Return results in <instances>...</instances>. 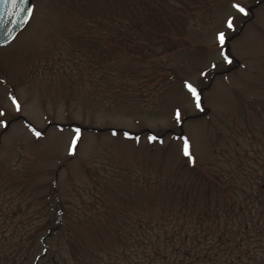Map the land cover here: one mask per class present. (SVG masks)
Segmentation results:
<instances>
[{
	"label": "rangeland",
	"instance_id": "obj_1",
	"mask_svg": "<svg viewBox=\"0 0 264 264\" xmlns=\"http://www.w3.org/2000/svg\"><path fill=\"white\" fill-rule=\"evenodd\" d=\"M244 3L247 15L233 0H34L0 46V264H31L60 205L53 249L108 264L142 220L211 213L222 184L264 164V0Z\"/></svg>",
	"mask_w": 264,
	"mask_h": 264
},
{
	"label": "trees",
	"instance_id": "obj_2",
	"mask_svg": "<svg viewBox=\"0 0 264 264\" xmlns=\"http://www.w3.org/2000/svg\"><path fill=\"white\" fill-rule=\"evenodd\" d=\"M228 182L221 187L227 196L225 204L211 213L159 216L155 224L142 220L138 224L145 229L142 234L130 236L123 250H115L116 257L110 252L108 264H264V164L253 170L244 168ZM64 209L60 205L58 215L48 220V232L41 237L43 250L23 256L25 260L30 258L31 264L90 263L77 255L65 257L52 247L56 235L66 228Z\"/></svg>",
	"mask_w": 264,
	"mask_h": 264
},
{
	"label": "snow or ice",
	"instance_id": "obj_3",
	"mask_svg": "<svg viewBox=\"0 0 264 264\" xmlns=\"http://www.w3.org/2000/svg\"><path fill=\"white\" fill-rule=\"evenodd\" d=\"M2 3L4 5H11L12 8H20L21 10H23V5L28 3V0H2ZM232 7L238 12V13H243L245 15H247L249 9L245 6L244 0H233V4ZM15 14V13H14ZM35 14V5H32L31 7H29L27 9V16H26V22H30V20L33 18ZM235 16L229 15L226 17L225 19V25L226 28L228 30L234 29L235 28ZM8 36H11V33L8 34ZM15 37H12V39H14ZM216 39L218 41V44L220 45V48L218 49V51L221 54V58L223 61H226L227 64H232L233 63V54L230 53L229 49L225 47V45L228 43V34L226 31L224 30H220L217 32L216 34ZM4 43H8V37H5ZM212 68H216L217 64L216 63H212L211 64ZM208 73L206 71L201 72L202 76H206ZM184 87L187 90V92L190 95V98L194 101L195 107L197 109H199L200 111H204V103H203V96H202V90L201 88L198 86V84L196 82H194L191 79H186L184 80ZM12 100L15 102L16 108L17 110L20 109V103L19 101L16 99L15 96H12ZM3 112H0V118L3 117ZM174 119L179 122V123H183V113L181 108L177 107L174 110ZM2 123L7 126L8 121L6 119L2 120ZM35 131V129H34ZM76 133L77 136L76 138L72 141V144L70 146V151L72 153H75L77 150V141L79 140V133H80V129L77 128L76 129ZM37 136L42 135V133L40 132H36ZM125 136H128L129 138H135L137 141H139L140 137L138 135H136L134 132L132 131H128L124 133ZM147 139L149 141H156L159 139V137L153 133L151 135H149L147 137ZM183 141H184V151L185 153L192 157V153L189 151V138L187 136L183 137ZM162 142V141H161ZM193 162H195V158L192 157Z\"/></svg>",
	"mask_w": 264,
	"mask_h": 264
},
{
	"label": "water",
	"instance_id": "obj_4",
	"mask_svg": "<svg viewBox=\"0 0 264 264\" xmlns=\"http://www.w3.org/2000/svg\"><path fill=\"white\" fill-rule=\"evenodd\" d=\"M33 5V0L20 8H12L11 5H4L0 0V46L11 43L23 28L26 22L27 9ZM15 13V14H14ZM11 33V36L8 34ZM8 37V43H4L5 37ZM12 37H15L12 39Z\"/></svg>",
	"mask_w": 264,
	"mask_h": 264
}]
</instances>
